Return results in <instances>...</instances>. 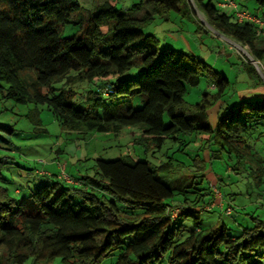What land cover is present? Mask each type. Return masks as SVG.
Masks as SVG:
<instances>
[{
    "label": "trees",
    "instance_id": "obj_1",
    "mask_svg": "<svg viewBox=\"0 0 264 264\" xmlns=\"http://www.w3.org/2000/svg\"><path fill=\"white\" fill-rule=\"evenodd\" d=\"M118 1L104 0L95 14L76 21L81 11L76 0H0L3 98L45 107L62 130L80 137L135 130L131 142L151 153L166 141L183 153L190 138H200V150L215 147L214 152L232 155L238 168L264 183V158L247 141L264 128V96L220 103L212 127L207 111L223 98L227 77L192 55L158 49L157 40L142 31L163 11L195 16L189 1L153 0L149 10L133 4L126 13L117 9ZM192 1L209 27L246 46L264 67V34L255 24L238 22L216 0ZM256 2L264 8V0ZM79 24L84 37L61 35V27ZM136 60L138 77L123 79ZM240 60L256 85H264L252 65ZM203 73L214 95L186 104L188 88L197 86ZM84 84L94 89L75 102L77 86ZM136 96L142 98L137 109L131 101ZM13 131L0 124V143H8L1 134ZM169 148L167 160L154 166L145 160L94 159L93 174L66 175L71 182L59 174L13 194L0 183V264H102L114 253L110 264H264V223L236 235L224 223L201 225V213L228 215L230 208L223 195L213 198L203 159L196 155L184 164L167 157ZM6 163L0 155V178ZM180 170L188 172L187 183L159 176Z\"/></svg>",
    "mask_w": 264,
    "mask_h": 264
},
{
    "label": "rangeland",
    "instance_id": "obj_2",
    "mask_svg": "<svg viewBox=\"0 0 264 264\" xmlns=\"http://www.w3.org/2000/svg\"><path fill=\"white\" fill-rule=\"evenodd\" d=\"M76 1L81 10L76 21H80L81 17L85 19L84 17L95 14V7L104 0ZM188 1L196 17L191 13L187 16L175 10L163 11L161 14H155L153 20L145 25L142 31L157 40L158 49L169 48L192 55L227 77L229 86L223 98L221 101L213 102L207 111L208 122L214 127L220 103L223 106L234 105L240 98L239 94L252 89L257 80L247 73L240 60L242 59L240 54L236 53L238 47L234 44L238 46L240 44L209 27L203 15L193 6V1ZM231 1L241 9L253 11L252 3L247 4L244 0ZM153 3V0H119L117 9L126 13L133 8V4H141L140 11L143 12L149 10ZM225 11L230 13L232 10L228 8ZM84 28L83 24L65 25L61 27L60 33L64 38L84 37ZM219 49L227 52L226 57L219 54ZM139 73V61L136 60L132 69L122 78L135 80ZM260 77L264 79V76ZM91 88L94 89V86L86 87L85 84L77 86V95L73 100L75 102L84 100L87 90ZM214 93L207 73H203L198 85L188 88L184 102L194 105L204 98V94L211 96ZM141 99L140 96L131 99L134 108L141 106ZM0 124L14 130L11 135L1 134L8 143H0L2 148L0 155L6 156L7 161L2 168L0 183L6 186L11 194L15 188L22 189L28 185L32 190L35 186L49 182V179H56L54 176L59 175L62 169L68 177L91 175L94 159H123L127 162L145 160L154 166L160 161L167 160L165 153L170 147L167 157L171 155L184 164H191L192 158L196 155L203 159L204 180L206 184H211L209 187L213 198L218 200L223 195V205L230 208L228 215L222 212L220 216L215 213H201L199 216L201 225L214 226L224 223L230 229V233L236 235L240 228H250L258 222L264 223V183L258 185L253 175L249 174V170L238 168L232 155L224 151L214 152L215 147H212L213 152L207 148L200 150L202 147L200 138H190V144L183 153L175 151L177 145L171 147L172 143L169 141H166L160 152L151 153L142 145L131 142L133 134L137 133L132 129H124L118 135L93 134L80 137L62 130L45 107L16 104L12 100L4 99L1 92ZM247 141L255 152L264 158V128L254 130L247 137ZM59 150L61 152H58ZM211 154L214 156L211 157ZM42 173L47 175L43 176ZM159 176L169 183H171L169 177L176 183H187L189 180L186 170H180L171 176L160 173ZM209 207L211 208L212 204ZM115 256L116 253L112 254L102 264H110Z\"/></svg>",
    "mask_w": 264,
    "mask_h": 264
},
{
    "label": "built area",
    "instance_id": "obj_3",
    "mask_svg": "<svg viewBox=\"0 0 264 264\" xmlns=\"http://www.w3.org/2000/svg\"><path fill=\"white\" fill-rule=\"evenodd\" d=\"M221 6L223 7H229L232 8L234 10V15L235 18L237 19L238 22H250L255 24L261 31L262 33H264V16L262 17H258L255 15H251L248 14L246 12L240 11L237 8V5L234 4L231 0H222L221 1ZM235 46L238 47V51L236 52L238 55L240 54L241 58L249 63L250 65H252V67L255 69V71L257 72V74L259 76H263V72H264V67L263 65L258 61L255 60L247 51V47L246 46H238L236 44H234ZM64 170L62 169V172L60 173V177L64 180H66V182H71L70 179L63 173ZM214 189V187H212ZM213 206V205H212ZM230 212V209L227 210V213Z\"/></svg>",
    "mask_w": 264,
    "mask_h": 264
},
{
    "label": "crops",
    "instance_id": "obj_4",
    "mask_svg": "<svg viewBox=\"0 0 264 264\" xmlns=\"http://www.w3.org/2000/svg\"><path fill=\"white\" fill-rule=\"evenodd\" d=\"M221 1L222 0H216V6L221 10V11H224V12H227L225 11L226 9H228L229 7H223L221 6ZM245 3L247 4H250L252 3L254 5V8H253V11H248V10H245V9H241L237 6L238 10L240 11H243V12H246L248 14H251V15H255V16H258V17H261L262 14L264 13V8H259L256 0H244ZM231 9L232 11L230 13H234V10L232 8H229ZM259 12V13H258ZM264 16V14H263ZM264 34V33H263ZM219 54L221 55H224L226 57L227 55V52L222 50V49H219L218 50ZM240 95V98H254V97H262L264 96V85H255L252 89H249L247 91H244L242 92ZM45 175H47L46 173H44Z\"/></svg>",
    "mask_w": 264,
    "mask_h": 264
}]
</instances>
